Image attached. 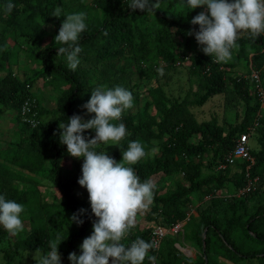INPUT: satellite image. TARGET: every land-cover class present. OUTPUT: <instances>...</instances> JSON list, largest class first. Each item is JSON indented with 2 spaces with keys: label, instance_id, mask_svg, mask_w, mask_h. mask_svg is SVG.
Listing matches in <instances>:
<instances>
[{
  "label": "trees",
  "instance_id": "16d2710c",
  "mask_svg": "<svg viewBox=\"0 0 264 264\" xmlns=\"http://www.w3.org/2000/svg\"><path fill=\"white\" fill-rule=\"evenodd\" d=\"M9 2L15 7L10 14H6L4 6ZM24 2L25 0H0V19L6 20L15 29L23 28L18 21V15L21 12L20 5ZM56 2L57 0H45L44 2L36 0V3L23 8V10H32L33 14L42 17L44 21L54 26L55 36L64 20L62 17L51 16L56 8ZM94 3L101 9L103 16L97 20L87 18L85 21L87 29L81 34L79 40L82 52H86L93 63H104L109 58L120 56L125 49H129L136 54V58L141 59L155 51V54L162 57L167 64L176 65L178 50L184 47L185 53L195 51L190 56V73L198 74L202 78L195 101L198 105L222 93L228 82L247 103L245 117L227 133L224 127L215 120L198 121L190 109V102L170 98L161 85L151 89V100L139 111L137 118L122 115L117 123L125 124L130 135L121 141L115 150L113 158L117 162L122 158V152L126 150L129 142L140 141L143 144L154 138L161 139L166 135L161 141V150L153 159H142L132 167L141 182L147 179L152 180V177L158 173L172 174L176 171L185 173L187 184L178 183L174 189L170 190H163L156 186L154 210L162 214L171 224L186 221L188 216L185 208L192 202L194 192L200 191L204 186L220 189L230 179V164L226 165L225 169H219L218 173L207 176H203V168L225 163L226 156L235 147L238 137L248 133L249 128L255 122L261 126V148L257 151L252 150L253 160L234 162L238 170L234 174L238 190L245 186L249 179L260 174L264 165V115L259 113L258 104L252 103L251 89L253 85L260 96L257 82L252 76L254 72L259 73L263 89L264 35L256 38L254 42L241 37L237 41L240 48L232 50L236 59L231 65L239 63L241 59H245L248 63L254 61L256 68L250 78L226 77V68L229 63L212 62V58L202 52L194 35H192V40H187L183 45L175 43L171 36L173 29L181 35L193 29L198 31L199 25L190 23L198 15L197 12L192 18L179 19L177 15L162 6L154 13H147L139 9L133 11L128 7L126 0H94ZM150 3L155 2L150 0ZM169 3L173 6L182 3V0H170ZM38 26L37 22L30 21L26 30L21 32L29 38H39ZM150 34L155 35L156 49L150 44ZM40 42L44 44V49L38 57L43 66L35 72V77L21 81L8 68L11 52L7 49L5 40L0 39V103L14 108L20 115L22 102L27 97H34L38 103L37 115L41 119L39 125L34 128L23 122L32 130L28 143H22L10 154L0 158V194L6 199L23 204L25 211L21 215H29L31 218V231L28 234H20L12 241L9 250L4 254V264H13L14 257L22 250L32 251L39 248L44 253L49 251L48 241L55 237L57 231L51 234L49 225L57 227L59 220L56 211L59 208L58 204L43 202L37 187L19 188L14 182L19 171L16 172L11 165H17L27 175L41 171L46 164H49L47 169L49 181L64 197L61 206L70 213L71 217L80 209L86 210V213L80 216V219L84 221L82 225L75 223L76 229L61 233L65 240L59 245L58 251L65 258L68 259L71 252L81 254L80 245L83 239L89 236L90 227L96 220L91 207L86 209L85 204L75 192V188L79 186L78 179L82 175V168L78 169L79 173L75 178L64 179L63 163L71 156L67 153L66 145L59 142L58 124L42 121L39 100L29 92V86L36 78L47 75L60 77L68 83V87L58 99V112L60 113L58 120L67 122L73 114L81 115L85 120L91 119L94 114L86 115V110L81 107L83 98L91 89L88 73L79 67L76 71H71L67 68V64H56L55 54L58 51L57 47L61 45L55 44L54 38ZM3 72L4 74H1ZM153 104L158 113L150 111ZM154 127H158L159 133L155 132ZM83 135L93 138L94 130H86ZM195 136L199 139L195 140ZM210 150L213 152V159L205 163L203 155ZM247 194L249 193L239 196L245 197ZM245 198L232 202L231 215L225 219L207 211L199 212L195 221L194 236L203 253L194 264H222L219 262L220 257L236 263L259 259L260 264H264V205L248 214ZM239 209L243 212L237 213ZM1 230L3 234L9 235L3 228ZM155 235L156 233L150 229L146 233L135 234L132 241L139 237L146 242H154ZM159 245L149 250V256L157 259V255L164 249ZM156 264L164 263L157 262ZM184 264H189V262L184 261Z\"/></svg>",
  "mask_w": 264,
  "mask_h": 264
},
{
  "label": "rangeland",
  "instance_id": "374dc122",
  "mask_svg": "<svg viewBox=\"0 0 264 264\" xmlns=\"http://www.w3.org/2000/svg\"><path fill=\"white\" fill-rule=\"evenodd\" d=\"M45 0H43L44 2ZM127 4L129 0H126ZM170 0H160L161 6L167 11L173 12L179 19L192 18L194 13H207V6H201L194 10L185 9L182 3L171 5ZM155 2V0H154ZM36 3V0H25L20 5V14L18 21L23 28L15 29L11 27L6 20L0 19V39H4L7 49L11 52V57L8 63V68L14 76L24 81L28 78L35 77V72L42 68V61L38 55L42 54L44 44L41 40H50L55 37V28L50 23L38 15L33 14L32 10H23L26 5ZM57 6L62 8V14H71L77 12L87 13L89 20H97L102 18L103 12L94 3V0H57ZM63 19L66 17L61 16ZM38 23V30L40 37L36 39L29 38L21 31L26 30L27 24L30 22ZM185 34H177L173 29L171 36L175 43L184 44L187 40H192V36ZM150 44L156 49L155 35H149ZM139 42V40H137ZM178 59L176 65H169L155 51L151 52L146 58H136V54L129 49H125L120 53V56L109 58L104 63H93L86 52L80 53L81 64L78 66L87 71L91 83L89 93L83 98L81 105L85 104L91 97V91L99 85H105L108 88H113L117 85L123 86L132 92L134 97V106L127 110L126 115L138 117V113L142 110L145 104L151 100L150 91L152 88L161 85L166 94L177 100H187L190 102V109L198 121L215 120L219 125L223 126L227 133L236 123L243 120L247 112V103L236 92L234 87L228 82L226 89L217 95L209 98L204 104L198 105L195 101L198 97L199 84L202 78L198 74L190 73L191 59L190 56L195 51L184 52V47L178 50ZM56 64H67L66 60L61 57H56ZM133 57V58H132ZM236 59V55L232 54V59L226 68V77H244L250 78L255 71L254 61L247 62L241 59L239 63L231 65ZM251 59V55H250ZM158 68H163L164 75L160 76L157 72ZM1 74H4L1 73ZM68 87V83L60 77L47 75L45 77L36 78L34 83L29 86V92L39 100V105L42 113V121L56 122L58 125L60 121L58 117V99L61 93ZM264 90V78H263ZM251 93L253 96L252 103L259 106V113L264 115V95L261 97L257 94L255 87L252 85ZM86 110V109H85ZM87 111V110H86ZM152 113H158L155 105L150 107ZM155 132L159 133L158 127H154ZM125 137L130 135V132ZM32 130L23 123L19 112L10 106H5L0 103V158L6 154H10L13 149L20 147V145L27 144L31 137ZM250 136V147L253 151L261 148L262 132L261 126L257 122L248 130ZM95 136V131H94ZM166 135L161 138H154L149 142L143 143L145 150L149 153L144 159H153L154 156L161 150V141ZM94 138V137H93ZM124 138V139H125ZM123 139V140H124ZM195 140L199 137L195 136ZM121 140V141H123ZM121 143V142H120ZM98 148L105 149L106 154L114 157L116 145L105 146L99 145ZM213 159V152L207 151L203 155V161L208 163ZM122 158L119 160V162ZM63 176L65 180H70L78 176V169L82 168L83 158L69 157L64 161ZM227 163H223L214 167L205 166L203 168V176L216 174L219 169H225ZM16 172L17 178L14 180L19 188L37 187L40 194V199L43 202L58 204L56 209L59 218L57 227L49 225L51 234L55 230L56 233H63L77 228L75 222L71 221V215L66 211L61 203L64 197L61 192L49 181L47 169L49 164H46L44 169L34 174H27L21 171L17 165H11ZM230 179L220 189L208 188L204 186L200 191L192 194V202L187 206V220L177 224L169 223L162 214L154 210L152 203L148 210L138 213L136 217V226L131 230L130 235L125 237L121 242L128 246L135 234L146 233L152 230L156 233L155 237L160 240L161 250L155 264L163 262L164 264H179L188 261L189 264H194L200 259L202 249L194 236L196 232L195 221L199 216L200 211H207L214 213L218 217L225 219L231 215V205L233 201L239 199H246L248 206V214L256 211L257 207L264 205V165L263 170L254 177L255 184L248 192L247 196L240 197L237 193L238 187L236 183V176L234 174L238 171L235 163L230 164ZM18 170V171H17ZM155 185L163 190H170L176 187L178 183H186L185 173L183 171H176L172 174L158 173L152 177ZM75 192L81 201L85 204V208L90 207L89 195L85 188L80 185L75 188ZM245 195V194H244ZM239 209L237 213H242ZM24 225V231L21 235L28 234L31 231V218L29 215H21ZM97 219V218H96ZM2 226H0V264L5 263L4 254L9 250L12 241L17 236H10L2 233ZM93 232V226L90 227V234ZM204 248V247H203ZM36 250L20 251L15 257L13 264H36L33 259ZM42 252V251H41ZM26 253L28 256L24 257ZM44 253V252H42ZM46 253V252H45ZM61 255V264H71V261ZM109 258V264H111ZM219 262L222 264H260L259 259L244 260L241 262H233L224 257H220ZM143 264H152L147 258Z\"/></svg>",
  "mask_w": 264,
  "mask_h": 264
},
{
  "label": "clouds",
  "instance_id": "9594fccd",
  "mask_svg": "<svg viewBox=\"0 0 264 264\" xmlns=\"http://www.w3.org/2000/svg\"><path fill=\"white\" fill-rule=\"evenodd\" d=\"M130 9L154 13L161 9L160 0H129ZM185 12L201 6H207V13L200 12L192 20V25H199V30H189L188 35L195 36L205 55L215 63H227L232 59V50L239 49L238 39L245 37L255 41L264 35V0H182ZM15 5L11 2L4 6V12L10 14ZM51 16L63 20L58 34L54 37L58 48L57 56L66 60L67 68L76 71L81 64L79 45L81 34L87 29V13L77 12L62 14L57 6ZM160 76L163 68H158ZM134 97L131 91L123 86L108 88L99 85L91 91L90 99L81 107L87 114H94L91 119L73 114L67 122L61 121L59 142L66 145L67 153L74 158H83L82 175L78 184L85 188L89 195L91 212L97 218L93 221V232L83 239L80 245L81 254L69 253L71 264H143L147 258L155 264V257L149 256V250L155 247L154 242H146L137 237L130 246L121 241L130 235L136 226L138 213L148 210L154 201L156 185L151 179L141 182L134 171L135 165L148 152L140 141H131L122 152V160L117 162L106 154V150H97L103 144L118 146L127 135L125 124L117 123L123 113L132 109ZM86 130H94V138L83 135ZM25 211L23 204L6 199L0 194V226L10 235L17 236L24 231L21 214ZM85 209L74 213L71 221L82 225L80 216ZM65 239L56 233L48 241L49 251L42 253L38 248L33 259L36 264H61L59 245ZM26 253L24 257L28 256Z\"/></svg>",
  "mask_w": 264,
  "mask_h": 264
},
{
  "label": "built area",
  "instance_id": "2783aa9c",
  "mask_svg": "<svg viewBox=\"0 0 264 264\" xmlns=\"http://www.w3.org/2000/svg\"><path fill=\"white\" fill-rule=\"evenodd\" d=\"M257 82V88L260 96L264 95V91L261 87L260 76L258 72L252 74ZM37 100L34 97H27L21 104L20 116L22 121L28 124L30 127H37L40 123V118L37 115ZM237 160H253L252 149L250 147V136L245 133L238 137L235 147L226 156L225 163L231 164ZM255 178L249 179L245 186L240 188L237 193L238 195H244L248 193L255 184ZM155 247L159 245V239L154 238Z\"/></svg>",
  "mask_w": 264,
  "mask_h": 264
}]
</instances>
